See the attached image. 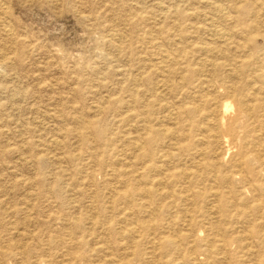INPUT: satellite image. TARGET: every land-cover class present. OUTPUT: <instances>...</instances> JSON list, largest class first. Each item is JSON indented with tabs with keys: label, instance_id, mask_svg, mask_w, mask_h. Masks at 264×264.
Here are the masks:
<instances>
[{
	"label": "rangeland",
	"instance_id": "rangeland-1",
	"mask_svg": "<svg viewBox=\"0 0 264 264\" xmlns=\"http://www.w3.org/2000/svg\"><path fill=\"white\" fill-rule=\"evenodd\" d=\"M0 8V264H264V0Z\"/></svg>",
	"mask_w": 264,
	"mask_h": 264
},
{
	"label": "bare ground",
	"instance_id": "bare-ground-1",
	"mask_svg": "<svg viewBox=\"0 0 264 264\" xmlns=\"http://www.w3.org/2000/svg\"><path fill=\"white\" fill-rule=\"evenodd\" d=\"M216 2V1H215ZM214 3V2H213ZM212 5V4H211ZM255 5V4H254ZM254 5H253V7H254ZM258 5V4H257ZM213 6V5H212ZM211 6V7H212ZM214 10H216L217 12H220L221 10H222V8H221V6L220 5H218V4H215L214 5ZM1 9V8H0ZM242 9H244L243 10V12H250L247 8H242ZM214 12V11H213ZM216 12V13H217ZM240 12V11H239ZM223 14H225L224 12H223ZM227 14V13H226ZM251 14V13H250ZM230 15V14H229ZM252 15V14H251ZM227 17V16H226ZM256 17V16H255ZM260 19V18H259ZM232 21H234V20H232ZM214 24V23H213ZM217 25V24H216ZM5 26V25H4ZM255 26V25H254ZM256 28H258V26H257V24H256V26H255ZM251 29V28H250ZM4 30V29H3ZM225 30V29H224ZM262 30V29H261ZM260 30V31H261ZM9 31V30H8ZM227 31V30H226ZM258 32H260L259 30H257ZM257 31L255 32V33H257ZM264 31V30H263ZM5 32V31H4ZM7 33V32H6ZM249 33H253V32H249ZM254 33V34H255ZM216 34V33H215ZM218 35H216V36H220V37H222V39H226V38H228V37H230L231 36V34L229 35L228 34V32H224L223 30H221V32H219V33H217ZM10 35H11V33H10ZM12 36V35H11ZM219 37V38H220ZM232 38V37H231ZM121 39H122V37H121ZM242 39V38H241ZM208 40V39H207ZM210 42V41H209ZM237 42V41H236ZM241 43V42H240ZM243 44V43H242ZM182 50V49H181ZM169 51V50H168ZM214 51V50H213ZM212 51V52H213ZM6 54V53H5ZM4 56V55H3ZM7 56V55H6ZM166 57H169V55H167ZM216 61V60H215ZM235 61H236V59H235ZM235 61H234V63H231V64H229L230 66L232 65L234 68L232 69L233 71V73L235 74V68H237V66H235ZM245 61V60H244ZM244 61L242 60V62L239 64V67L237 68V72L239 73V71H242V70H245V71H247V72H249V70L251 69V67L253 66V62L252 63H249V62H247V63H244ZM174 62V61H173ZM220 62V61H219ZM238 62V61H237ZM260 62V61H259ZM256 63H257V61H256ZM261 63V62H260ZM219 66V65H218ZM213 67H214V65H213ZM257 68H258V66H256ZM260 67H261V65H260ZM158 68V67H157ZM218 68V67H217ZM161 69H162V71H170V69H168V67L165 65V66H161ZM215 69V68H214ZM261 69V68H260ZM258 70V69H257ZM237 73V74H238ZM233 74V75H234ZM251 74V73H250ZM230 75V74H229ZM231 76V75H230ZM238 77V76H237ZM230 78V77H229ZM251 78L252 79H254L255 80V83H259L258 84V87H257V91H258V93L257 94H261V95H264V69L263 70H259L258 72H256L254 75L252 74L251 75ZM232 80V79H231ZM253 82V81H252ZM252 85H253V83H252ZM233 97V96H232ZM248 99V98H247ZM259 101H261V102H263L264 103V96L263 97H261V98H259ZM252 102V101H251ZM197 104V103H196ZM253 104V103H252ZM248 106V105H247ZM247 106H244L243 104H240V103H238V111L239 112H242V111H247V110H251L252 108H250V107H247ZM219 112V111H218ZM207 118V117H206ZM219 118V117H218ZM234 123H235V118H234V116H230V117H228V119H226V122H225V124L223 125V129H224V132L227 134V135H229V136H234L235 135V126H234ZM260 125H261V127H263L264 128V119H261L260 120ZM218 129V128H217ZM174 139V138H173ZM172 142H173V140H172ZM234 142H235V140H234ZM134 143V142H133ZM137 143V142H136ZM140 144V143H139ZM141 144H142V142H141ZM253 144V143H252ZM137 145H138V143H137ZM177 145V144H176ZM139 147V146H138ZM202 151H204V150H202ZM239 154H240V156H242V157H244L245 156V152H244V154L242 153V151H240V148H239ZM199 157V156H198ZM255 161V159L254 158H249V159H247V162H248V166H249V172L251 173V174H256V172L254 171V169L251 167L252 166V164H253V162ZM260 200V199H259Z\"/></svg>",
	"mask_w": 264,
	"mask_h": 264
}]
</instances>
